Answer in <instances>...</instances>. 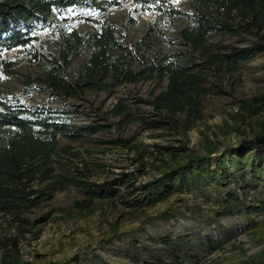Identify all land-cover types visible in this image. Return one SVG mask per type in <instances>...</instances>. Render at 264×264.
Returning a JSON list of instances; mask_svg holds the SVG:
<instances>
[{
  "label": "rangeland",
  "instance_id": "374dc122",
  "mask_svg": "<svg viewBox=\"0 0 264 264\" xmlns=\"http://www.w3.org/2000/svg\"><path fill=\"white\" fill-rule=\"evenodd\" d=\"M126 1V0H125ZM123 1L107 10L120 23H134L129 27V38L136 40L147 23L138 8ZM180 8H188V0H168ZM78 11L66 10L51 16V25L30 24L31 46H14L1 51L2 58L13 62L24 74L37 76L43 67L33 61L27 50H37L48 56L56 53L63 27L84 30L94 20L77 18ZM86 14V13H85ZM155 14V13H154ZM101 16V15H100ZM164 31L160 47H168L175 38L176 25L182 20H168L155 14ZM218 36L215 40H219ZM233 37L223 36L222 44L233 43ZM242 45V44H241ZM17 48L14 55L6 51ZM83 56L74 60L70 68L76 71ZM201 118L174 130L144 128L138 122L109 132L97 133L94 139L70 141L62 139L65 149L55 160L56 174L75 179L62 180L64 187L54 191L50 199L21 212L23 221H15L8 213L0 212V264H149V260L164 256L160 239L170 235L173 240L183 238L184 251L198 253L197 264H264V212H221L238 204L247 206L264 201V170H250L247 166L227 165V174L236 178L221 179L194 189L174 191L167 196L146 202L141 190L131 194L148 181L160 179L171 167L185 164L190 156L201 155L206 149L217 148L209 162L212 170L221 151L236 147L243 138H249L264 124V53L247 61H239L232 73H209ZM19 76H7L0 70V89L10 101L35 106L71 107V121L89 124L93 120L113 121L105 113L124 97L133 105L136 96L146 98L155 82H138L119 86L114 94L87 90L75 98H51L38 87L22 88ZM164 84V83H163ZM13 98V99H12ZM141 110L151 109L138 101ZM116 136L130 140L125 148L99 141ZM98 139V140H96ZM248 166L264 168V149L260 153H246ZM239 173H244L243 178ZM126 180L122 183L117 180ZM78 180L104 189L112 186L117 195L112 199L92 200ZM245 180V181H243ZM249 181V182H248ZM175 182L167 180L165 185ZM132 186V187H131ZM234 196L229 200L228 195ZM136 199L144 200L141 208H130ZM168 217V218H167ZM167 218V219H166ZM238 227L244 231L236 234ZM209 236L213 250H205L199 239ZM145 250L151 252L148 255Z\"/></svg>",
  "mask_w": 264,
  "mask_h": 264
},
{
  "label": "trees",
  "instance_id": "16d2710c",
  "mask_svg": "<svg viewBox=\"0 0 264 264\" xmlns=\"http://www.w3.org/2000/svg\"><path fill=\"white\" fill-rule=\"evenodd\" d=\"M123 1L0 0V53L14 46L33 48L31 41L35 37L31 36L30 24L49 26L54 14L78 11L77 18L87 20H94L92 13L104 15L99 28L63 27L60 40L56 41V53L45 56L37 50H27L31 59L43 67L37 76L12 68L13 62L0 54V70L7 76H19L22 88L36 86L51 98L63 99L77 98L87 90L110 96L122 85L155 82L146 98L134 95L133 105L126 98L118 97L105 113L113 117V121L105 118L103 122L93 120L89 124L71 121V114L78 111L72 105L35 106L13 98L10 101L0 89V212L11 214L15 221H23L22 211L38 206L50 199L54 191L63 189L62 180L77 182L56 174V157L65 151L60 145L62 139H94V134L135 122L144 128L169 130L178 128L181 123H194L201 118L204 99L209 94L206 87L209 73L230 74L236 71L239 61L264 53V0H188L185 9L168 0H141L150 4L158 16L163 14L170 21L177 18L185 23L175 26V38L166 48L158 46L164 36L160 22L146 25L136 40L129 38V27L134 20L129 19V24L120 23L107 13L109 8ZM226 35L233 37L234 42L222 44ZM218 36L220 39L215 40ZM80 56H83L82 61L72 72L70 65ZM138 101L145 102L151 109L141 110ZM99 142L126 148L130 140L116 136ZM262 149L264 124L260 131L241 139L236 147L221 151L214 170L209 162L217 148L206 149L204 154L190 156L185 164L171 167L160 179L125 192L141 190L146 202L153 203L174 191L236 178V174H227L228 164L262 172L264 168L245 164L246 153H260ZM243 175L239 173L242 179ZM167 180L175 182L166 186ZM78 183L86 188L90 201L112 199L117 195L112 186L104 189L86 181L78 180ZM228 198L233 200L234 196L230 194ZM142 201L136 199L129 207L141 208ZM249 212H264V201L257 205L227 206L221 215ZM243 231L244 228L238 227L235 233ZM199 240L205 242L206 251L213 250L212 238L205 236ZM180 242L184 243L183 238L161 237L164 256L148 263L197 264L198 253L185 252ZM145 252L151 255L150 251Z\"/></svg>",
  "mask_w": 264,
  "mask_h": 264
},
{
  "label": "built area",
  "instance_id": "2783aa9c",
  "mask_svg": "<svg viewBox=\"0 0 264 264\" xmlns=\"http://www.w3.org/2000/svg\"><path fill=\"white\" fill-rule=\"evenodd\" d=\"M126 3H132L134 4L139 12H140V17L142 20H144L147 23H153L156 19L155 14L151 8V5L148 3H145L141 0H126ZM104 15H101L94 20L92 26L95 28H99L101 26V21L103 19ZM17 48L10 49L6 51V57H11L14 55V51H16ZM2 55V54H1Z\"/></svg>",
  "mask_w": 264,
  "mask_h": 264
}]
</instances>
